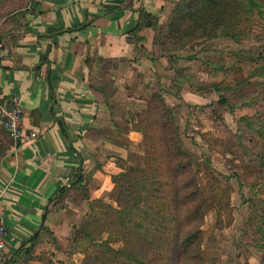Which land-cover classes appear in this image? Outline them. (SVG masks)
<instances>
[{
    "label": "crops",
    "instance_id": "1",
    "mask_svg": "<svg viewBox=\"0 0 264 264\" xmlns=\"http://www.w3.org/2000/svg\"><path fill=\"white\" fill-rule=\"evenodd\" d=\"M178 1L26 0L16 11L19 24L0 41V97H20L23 127L37 137L13 141L0 161L9 264L82 259L75 231L90 221V202L114 197L111 176L142 164V135L129 115L145 108L140 94L158 87L183 113L213 99L214 89L196 81L213 82L197 66L214 48L197 44L173 59L152 27L136 29L144 13L162 22ZM193 68L201 71L192 76ZM248 264H259L258 255Z\"/></svg>",
    "mask_w": 264,
    "mask_h": 264
},
{
    "label": "trees",
    "instance_id": "2",
    "mask_svg": "<svg viewBox=\"0 0 264 264\" xmlns=\"http://www.w3.org/2000/svg\"><path fill=\"white\" fill-rule=\"evenodd\" d=\"M25 4L26 0H0L3 9L0 15L6 17L0 25V41L6 27L19 24L16 11ZM143 26L155 30V43L174 59V52L188 50L202 41L219 38L237 41L250 35L263 38L264 0H179L162 22L144 13L136 29ZM240 87L237 89L236 83L213 81L200 89L242 92L240 102L244 105L264 98L263 80L245 79ZM139 97L146 101L145 108L129 115L132 130L142 135L139 150L143 163L127 165L111 176L118 187L117 194L111 197L114 202L103 198L92 200L90 224L83 234L76 235L83 242H100L96 244L99 247L96 259L101 264H207L203 247L204 205L214 203L217 225L222 227V210L231 212L228 192L220 186L211 168L205 173V182H201L202 166L181 140L180 105L172 106L158 87L151 95ZM217 104L224 106V97ZM240 125L261 132L264 119L258 114L244 116ZM13 143L10 133L0 128V161ZM82 181L79 179L75 184L80 186ZM254 216L258 218V234L264 235V206L263 212ZM227 224H231V217Z\"/></svg>",
    "mask_w": 264,
    "mask_h": 264
},
{
    "label": "rangeland",
    "instance_id": "3",
    "mask_svg": "<svg viewBox=\"0 0 264 264\" xmlns=\"http://www.w3.org/2000/svg\"><path fill=\"white\" fill-rule=\"evenodd\" d=\"M2 11L0 8V14ZM198 45H203V49L214 48L215 53L205 58L209 64L202 59L199 62L202 64L197 66L206 72L210 70L213 81L224 84L230 82L232 85L236 83L237 89L241 88L240 84L245 79L264 81V37L250 35L237 41L232 38L215 39L199 42ZM200 69L193 68L192 76ZM196 82L203 86L207 81L199 78ZM212 91L213 99L209 96V103L196 104L186 113L182 112L180 106L178 117L183 145L202 166L201 182H205V173L211 168L219 178L220 186L229 195L231 212L229 214L228 210H222V227L217 225L214 203L209 201L204 205L205 258L207 264H248L250 256L258 255L259 264H264V235L258 234V218L254 216L257 212H263L264 206V130L258 132L240 125L244 116L258 114L264 119V98L244 105L240 102L242 92L218 91L215 88ZM220 97H224V106L217 104ZM103 199L114 202L111 197ZM96 210L101 211L100 208ZM230 217L231 224L228 225ZM89 224L90 221L84 231L75 232L83 234ZM75 241L83 253L82 259L77 256V264H101L96 259L99 252L96 244L100 242H83L78 235ZM112 245L120 246L118 243ZM71 246V243L61 244V249Z\"/></svg>",
    "mask_w": 264,
    "mask_h": 264
},
{
    "label": "built area",
    "instance_id": "4",
    "mask_svg": "<svg viewBox=\"0 0 264 264\" xmlns=\"http://www.w3.org/2000/svg\"><path fill=\"white\" fill-rule=\"evenodd\" d=\"M0 128H5L15 143L37 137L36 132H27L23 127V107L18 96L0 97ZM7 234L0 214V264H9L11 259L7 250Z\"/></svg>",
    "mask_w": 264,
    "mask_h": 264
}]
</instances>
